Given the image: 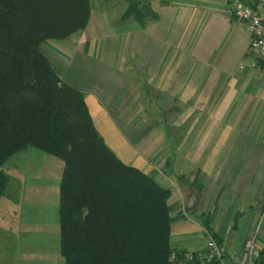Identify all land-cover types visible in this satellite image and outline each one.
<instances>
[{"label": "crops", "instance_id": "1", "mask_svg": "<svg viewBox=\"0 0 264 264\" xmlns=\"http://www.w3.org/2000/svg\"><path fill=\"white\" fill-rule=\"evenodd\" d=\"M258 1L255 8L264 7ZM150 8L155 18L143 25L130 19L122 27H110L91 9L85 30L45 42L42 52L59 78L84 94L115 156L170 191V248L204 250L208 217L219 244L239 264L244 242L256 235L258 244L256 227L264 226V73L249 55L250 35L232 16L229 0H154ZM73 65L77 73L66 77L63 71ZM37 153L26 150L20 161L30 163ZM39 158L43 168L20 164L17 171L24 187L13 225L3 218L9 206L0 200V240L10 230L14 235L6 234L5 242L13 236L18 243L14 253L0 243L7 264H64L58 215L63 163ZM192 192L198 193L195 219L185 209ZM224 224L231 230L225 235ZM26 240L33 246L47 241L54 250L25 251Z\"/></svg>", "mask_w": 264, "mask_h": 264}, {"label": "trees", "instance_id": "2", "mask_svg": "<svg viewBox=\"0 0 264 264\" xmlns=\"http://www.w3.org/2000/svg\"><path fill=\"white\" fill-rule=\"evenodd\" d=\"M152 1L124 0L120 20L143 25L155 18ZM90 14V0H0V198L7 181L1 168L35 150L63 163L58 215L64 264H170V191L105 145L84 94L59 78L41 49L85 30ZM203 227L221 243L207 217ZM258 258L264 264V247Z\"/></svg>", "mask_w": 264, "mask_h": 264}, {"label": "rangeland", "instance_id": "3", "mask_svg": "<svg viewBox=\"0 0 264 264\" xmlns=\"http://www.w3.org/2000/svg\"><path fill=\"white\" fill-rule=\"evenodd\" d=\"M90 4H91V9L93 10V13H95L96 11H97V13L101 11V13L104 14L105 19L108 20V24L110 27H117L118 25L120 27H122L123 25H120V24L125 23V22L120 20V17L122 16V14L126 8V4H125L124 0H112L110 2H105L104 0H90ZM96 20H98V18ZM126 24L131 25L130 23H126ZM42 51H43V49H42ZM77 70H78V67L73 65L70 69H68L67 71H63V72L66 73V77H67V75H73L74 71L76 74ZM27 152H36V151H33V150L31 151L29 149V150H27ZM21 158H22V155L18 154L16 156H14L10 161H8L1 168V171L4 174V176L6 177L7 181H6V187L3 191V194H2V197L0 198V200L2 199L3 200L2 202H5L4 204H8V206H9V209L7 210V213L5 214V216L3 215V218L5 220H8V218L11 217L12 225L14 223V218L16 217V214H17L16 210H17V204H18L17 202H18V196H19V188L24 187L23 178L17 174L18 169H20V164H21V167H24L27 169H29V167H31L32 171L36 170V168L41 169L44 167V163L39 158V152L34 157V160H32L30 163L29 162L23 163V161L21 162L20 161ZM166 180H167V178H166ZM27 182L28 183L30 182L33 185H35V183H36L35 178H33V177H32V179H31V177L27 178ZM171 182L172 183H170V186L172 184H174L175 188L176 187L178 188L179 184L176 181H174V182L171 181ZM8 211L10 214L9 216H8ZM38 213H39V216H42V214L39 211H38ZM186 214L188 215L189 218L195 219L196 215H197V211H194L192 213L189 212ZM0 218H1V214H0ZM223 227H224V233H223L224 235H225V233H229V231H231L230 229H228V228H230L228 224H226V225L224 224ZM197 228H198V226H197ZM256 228H258L257 229L258 236H260L258 244H257V240H256V245H257L258 252H259L264 247V226L258 225V227H256ZM217 229L218 228L216 226V230ZM0 232H2V231H0ZM11 232H13V231L9 230V232L7 231V233H6V231L3 230V233H2L3 239L0 240L1 244H5V246H6V243H8V242L7 241L5 242V235L8 233H11ZM11 234L14 235L13 233H11ZM27 238H30V237H27ZM11 239H13V236L11 237ZM11 239L8 243L9 244L8 248H10L11 252H13L16 249V245L14 246V244H18V243H14V241H12ZM24 245L26 246V248H24V250L28 251V252H32L34 250H36V251H40V250L52 251V250H54V244H52V243L49 244V243H47V241L36 242V244L33 246L31 240H28V241L26 240V243H24ZM13 253H12V255H13ZM8 257H9V260L12 259V257H10V256H8ZM257 258H258V256H257ZM258 260H259V258L255 261V264H260L258 262ZM0 264H7V263H5V260L1 255H0Z\"/></svg>", "mask_w": 264, "mask_h": 264}, {"label": "built area", "instance_id": "4", "mask_svg": "<svg viewBox=\"0 0 264 264\" xmlns=\"http://www.w3.org/2000/svg\"><path fill=\"white\" fill-rule=\"evenodd\" d=\"M232 16L241 23L250 35L249 55L264 73V7L253 8L242 0H229ZM258 256L256 235L243 244V259L239 264H255ZM170 264H236L228 251L206 233V246L198 252L172 250Z\"/></svg>", "mask_w": 264, "mask_h": 264}, {"label": "water", "instance_id": "5", "mask_svg": "<svg viewBox=\"0 0 264 264\" xmlns=\"http://www.w3.org/2000/svg\"><path fill=\"white\" fill-rule=\"evenodd\" d=\"M198 201V193L197 192H192V194L189 196L186 202V212H192L196 209Z\"/></svg>", "mask_w": 264, "mask_h": 264}]
</instances>
